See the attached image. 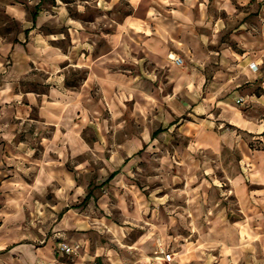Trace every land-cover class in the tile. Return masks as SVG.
<instances>
[{"label":"rangeland","instance_id":"374dc122","mask_svg":"<svg viewBox=\"0 0 264 264\" xmlns=\"http://www.w3.org/2000/svg\"><path fill=\"white\" fill-rule=\"evenodd\" d=\"M132 19L163 34L172 64L204 74L208 104L194 111L196 122L220 118L219 101L264 120V110L235 100L264 97V0H0V55L12 44L0 89L47 92V74L12 57L32 44L66 56L64 88L80 94L90 74L82 60L99 68ZM126 51L124 64L108 68L126 76L125 90L100 85L95 72L83 101L55 125L41 124L35 109L15 112L20 101L0 105L9 125L0 131V209L11 240L39 264H151L162 249L174 264H264V236L247 233L231 190L238 153L198 147L182 129L192 126L191 103H168L178 74L131 45ZM232 128L224 122L221 131Z\"/></svg>","mask_w":264,"mask_h":264},{"label":"crops","instance_id":"0c3cea01","mask_svg":"<svg viewBox=\"0 0 264 264\" xmlns=\"http://www.w3.org/2000/svg\"><path fill=\"white\" fill-rule=\"evenodd\" d=\"M188 11H190L189 8H187L186 12ZM148 24H150L149 21L132 19L126 27L122 28L120 34L112 42L111 52L101 58L99 68L95 67L91 69V61L85 58L82 60L84 67L90 69V74L87 81L83 84L80 94L68 92L64 88V77L60 65L66 61V56L52 48L47 50L46 48L44 50L43 47L35 49L32 44L28 52H25L23 49L24 52L22 53L19 47L16 48L15 55H12L16 65L26 66L31 69V65L36 64L38 68H41L47 74L46 83L50 87H48L46 93L27 91L21 94V97L16 96L14 92L3 87L0 89V105L20 101L19 105L21 106L17 107L18 110H15V112L20 111L24 116H28L29 112L35 109L39 114L40 119L38 120L41 124L55 125L59 123L66 109L75 107L80 101H83L82 98L85 96L88 87L94 83L92 75H95V72H99L100 74V85L111 87L118 91L125 90L128 84L126 76L118 72L110 73L108 68L111 64H117V66L124 64V61L127 60L125 57L127 54L126 48H129L131 45L136 50L142 52L147 59L156 61L159 67H165L164 65L169 64L170 70L178 74L177 76L180 79L173 83L174 91L168 103L170 107L177 110H183L185 107H189L191 103L193 114L190 115L193 118H191L192 121L189 124L192 126L185 125L182 129L187 135L194 138L197 146L209 148L216 152L226 147L238 153V172L230 180L231 190L240 213L246 219L247 233L250 231L253 237L264 236V120L262 116L247 117L239 107L230 106V108H225V106H228L226 102L219 101L217 102V107L222 112L220 118H207L206 123L208 126L196 122L194 111L205 107L206 103L208 104L203 97L205 86L204 74L199 72L193 75L186 66L172 64L171 60H168L167 57L170 55L177 57L176 53L167 50L162 38L163 34H149L146 32V29L151 28ZM129 39L133 43L127 42ZM3 50L4 52L0 55V65L6 60H3L4 58L11 55L12 44L4 45ZM33 50L38 54L40 52L42 54H37L38 56L33 55ZM133 65L138 66L139 64ZM177 93L182 94V98L179 100L174 97ZM189 93L194 98H190ZM238 95L235 94L237 102L243 103L244 101H248L250 103L248 105L264 110V97H257L254 94H249L248 97H238ZM10 108L11 110L16 109L13 106ZM6 109L4 111H7ZM224 122L233 127L232 130L221 131ZM216 124L219 126L220 131L218 132L214 128ZM7 126H9L8 122L0 121V131H6ZM161 131L162 129L154 131L152 137H156ZM252 142L258 144L259 147L252 149L249 145ZM116 175L117 172H113L109 180H112ZM7 220L6 214L2 213L0 209V264H39V262H43L39 255L30 250L29 246L21 243L22 240L19 243L11 240L13 232L9 229ZM46 251H42L41 254H44ZM155 257L152 258L151 264Z\"/></svg>","mask_w":264,"mask_h":264},{"label":"built area","instance_id":"2783aa9c","mask_svg":"<svg viewBox=\"0 0 264 264\" xmlns=\"http://www.w3.org/2000/svg\"><path fill=\"white\" fill-rule=\"evenodd\" d=\"M175 62L179 63L180 60L176 59ZM63 249L67 250V248L65 247ZM173 262L174 256L171 253L166 252L165 250H161L157 253V256L153 260L152 264H173Z\"/></svg>","mask_w":264,"mask_h":264},{"label":"bare ground","instance_id":"6f19581e","mask_svg":"<svg viewBox=\"0 0 264 264\" xmlns=\"http://www.w3.org/2000/svg\"><path fill=\"white\" fill-rule=\"evenodd\" d=\"M174 55H171L170 57H169V60H174Z\"/></svg>","mask_w":264,"mask_h":264},{"label":"trees","instance_id":"16d2710c","mask_svg":"<svg viewBox=\"0 0 264 264\" xmlns=\"http://www.w3.org/2000/svg\"><path fill=\"white\" fill-rule=\"evenodd\" d=\"M89 197V196H88ZM88 197L85 199V201L88 199Z\"/></svg>","mask_w":264,"mask_h":264}]
</instances>
